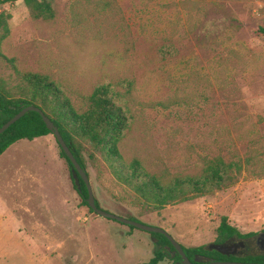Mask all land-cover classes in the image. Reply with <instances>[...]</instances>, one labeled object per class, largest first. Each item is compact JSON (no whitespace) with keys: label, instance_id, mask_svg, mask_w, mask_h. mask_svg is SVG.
<instances>
[{"label":"rangeland","instance_id":"374dc122","mask_svg":"<svg viewBox=\"0 0 264 264\" xmlns=\"http://www.w3.org/2000/svg\"><path fill=\"white\" fill-rule=\"evenodd\" d=\"M112 1L106 21L96 0H50V20L33 19L23 0L3 6L11 18L1 52L13 66L0 59V80L47 75L79 111L97 86L126 94L130 85L132 120L119 150L152 172L191 174L202 158L251 151L263 158L264 38L256 31L264 0ZM85 160L100 209L162 228L186 248L214 244L221 217L249 238L264 233V178L249 171L226 191L151 212ZM169 251L149 233L90 212L52 135L0 156V264H145L156 252L166 255L159 264H173ZM261 254L253 246L236 256Z\"/></svg>","mask_w":264,"mask_h":264},{"label":"trees","instance_id":"16d2710c","mask_svg":"<svg viewBox=\"0 0 264 264\" xmlns=\"http://www.w3.org/2000/svg\"><path fill=\"white\" fill-rule=\"evenodd\" d=\"M17 1L19 0H0V10L3 6ZM23 2L33 19L53 18L50 0H23ZM93 6L97 16L105 21L108 17H112L117 9L112 0H96ZM10 18L9 14L0 11V59L13 66V59H7L1 52V45L9 35ZM256 34L264 38V27H259ZM169 52L168 48L159 50L161 55H168ZM18 76V82L15 84L0 80V127L27 106L39 108L58 129L63 141L72 150L74 158L86 175L88 176L85 156L93 164L99 163L100 169L105 167L114 181L129 190L130 202L134 207L137 203L144 204L151 212H157L170 204L211 196L215 192L226 191L236 185L243 171H249L256 178H264V157L257 162L254 151L247 153L243 159L237 156L230 159L222 156L202 158L196 172L184 175L149 171L136 158L126 162L120 153L119 145L132 120L125 100L130 94V85L125 89L126 94L114 91L111 84L97 86L86 97V108L79 111L62 87L49 76L30 72L19 73ZM48 135H51V132L46 128L41 116L36 112H28L0 134V155L18 141H33ZM59 156L68 166L71 182L81 203L92 212L86 202L88 197L86 187L79 179L80 189L76 188L71 176L73 167L60 147ZM95 204L99 208L96 199ZM127 219L135 220L132 217ZM129 228L135 229L130 226ZM149 234L161 240L170 250L168 258L173 264L180 261L178 254L172 256L173 248L164 236ZM253 235L241 234L228 224L226 217H221L216 228L214 244H226L232 239L243 240ZM182 249L190 260L198 256L208 257L217 262L264 263V254L236 259L208 251L205 246L189 248L182 246ZM165 258L164 253L156 252L145 264H159Z\"/></svg>","mask_w":264,"mask_h":264},{"label":"water","instance_id":"95a60500","mask_svg":"<svg viewBox=\"0 0 264 264\" xmlns=\"http://www.w3.org/2000/svg\"><path fill=\"white\" fill-rule=\"evenodd\" d=\"M28 112H36L38 113L42 121L44 122L46 128L51 132V135L54 137L55 142L57 145L60 147V149L64 152L66 155L67 159L72 165V170H71V176L73 179V182L76 186V188L79 190L80 189V182L79 179L82 180L84 183L88 197L86 199L87 205L91 211L104 219L107 220H112L130 227H134L137 230H141L146 233H152V234H160L164 236L168 242L171 244L173 251H171L172 256H175L176 254L179 255L180 261L176 264H259V263H242V262H236V261H226V262H217V261H212L208 257H198L195 256L192 260L187 258L185 255L182 246L177 243L164 229L159 228V227H153V226H148L144 224H140L134 220L124 218L122 216L115 215L110 212H106L100 208H98L95 204V199L93 196L92 188L89 183L88 176L86 175L85 171L80 167V165L77 163L76 159L73 156L72 150L65 144L63 141L58 129L53 125V123L47 118L44 113L37 107L34 106H27L26 108H23L21 111H19L16 115H14L11 119H9L7 122H5L1 127H0V134H2L5 130H7L12 124L17 122L20 118H22L26 113ZM243 247V242H238L234 243L232 245L229 244H210L207 246L208 251H215L219 253L220 255L223 256H232L235 254L237 248ZM264 264V263H262Z\"/></svg>","mask_w":264,"mask_h":264},{"label":"flooded vegetation","instance_id":"af4514ba","mask_svg":"<svg viewBox=\"0 0 264 264\" xmlns=\"http://www.w3.org/2000/svg\"><path fill=\"white\" fill-rule=\"evenodd\" d=\"M238 242H243V247L242 248H240V247L237 248L235 254L231 256L233 258L242 259V258L248 257V256H246V257H238L236 255L239 254L240 252H247L249 250H252L253 246L256 247V249L258 251L263 252V254H264V233L259 234L256 238H246V239H243V240L230 242L229 245H232V244L238 243ZM249 257H255V256H249Z\"/></svg>","mask_w":264,"mask_h":264},{"label":"crops","instance_id":"0c3cea01","mask_svg":"<svg viewBox=\"0 0 264 264\" xmlns=\"http://www.w3.org/2000/svg\"><path fill=\"white\" fill-rule=\"evenodd\" d=\"M45 137H46V136H45ZM42 138H43V137H42ZM38 139H40V138H38ZM35 140H36V139H35ZM18 142H19V141H18ZM16 143H17V142H16ZM16 143H14L13 145H11L9 148L14 147V145H16ZM9 148H8L5 152H7V151L9 150ZM5 152H4V153H5ZM4 153H3V154H4ZM3 154H2V155H3ZM2 155H0V156H2Z\"/></svg>","mask_w":264,"mask_h":264}]
</instances>
